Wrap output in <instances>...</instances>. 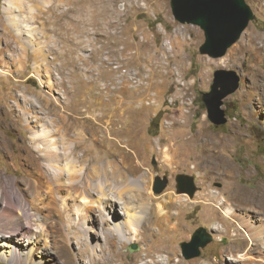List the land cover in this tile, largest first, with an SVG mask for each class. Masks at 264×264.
I'll return each instance as SVG.
<instances>
[{"label": "rangeland", "instance_id": "rangeland-1", "mask_svg": "<svg viewBox=\"0 0 264 264\" xmlns=\"http://www.w3.org/2000/svg\"><path fill=\"white\" fill-rule=\"evenodd\" d=\"M262 1L242 0L250 20L226 54L214 57L206 31L177 19L173 0H0L4 38L0 36V138H6L15 153L9 157L0 147V173L19 180L26 177L18 146L30 140V101L56 109V115L40 118L43 123L56 121L55 138L64 136L66 130L67 148L81 136L90 137L93 148L107 162L118 165L125 155L131 157L133 165L140 164L138 176L150 178L153 193L157 176L169 179L166 189L155 193L139 242L103 260L110 259V264L154 260L158 264H264V237L256 235L252 244L245 235L248 219L259 225L255 211H235L243 220L242 230L243 225L223 214L220 200L205 209L210 192L229 196L237 188L248 192L264 188V95L259 90L251 101L240 96V92L253 91L264 72V59L255 64L248 45L253 36L264 34ZM9 7L13 8L10 15ZM4 19L13 26L21 19L34 34L27 32V40L16 38V42L12 35H5ZM6 39H13L15 52L6 47ZM241 45L230 61L233 50ZM218 70L235 71L241 77L239 88L224 100L229 120L219 127L210 122L201 94L211 90ZM178 140L189 142L178 149ZM204 146L234 164L232 180L195 169ZM98 166L103 168V161ZM87 167L89 163H82L77 169ZM178 175L194 177L197 191L193 197L178 193ZM110 178L104 175L103 179L109 180V194L119 186ZM164 201L172 213L167 226L161 223L157 208ZM175 223L177 228L170 230ZM201 227L214 231V240L199 257L186 259L181 245L191 241ZM159 242L166 253L135 263L137 254ZM58 250L45 257V264H60V260L61 264H90L89 258L78 257L76 242ZM0 264L11 263L0 260Z\"/></svg>", "mask_w": 264, "mask_h": 264}, {"label": "bare ground", "instance_id": "bare-ground-1", "mask_svg": "<svg viewBox=\"0 0 264 264\" xmlns=\"http://www.w3.org/2000/svg\"><path fill=\"white\" fill-rule=\"evenodd\" d=\"M8 12L10 15L13 8L9 7ZM102 12L101 16L105 18L106 14ZM3 22L5 35L9 37L12 35L16 42L18 41L16 38L27 40L30 37V34H26L27 32L34 34L27 29L28 25L21 19L17 20L15 26L7 19ZM76 25L78 26V23ZM0 36L4 40L2 34ZM249 41L251 44L248 45L255 55V64L262 62L264 34L253 36ZM13 42V39H6L5 43L9 50L15 52ZM28 42L33 43L32 40ZM242 47L243 45L233 50L229 56L230 61ZM260 75L261 80L255 83L253 91L240 92L241 97L251 101L254 95H258L259 90L264 95V72ZM30 102L31 110L27 114V125L31 131L30 140L18 146L26 177L19 180L0 173V260L11 264H45V257L57 254L58 249L76 242L77 255L82 260L89 258L90 264H110V259H103H108L107 257L112 254L118 256L121 249L131 243L139 242L142 236L141 226L148 220L154 207L155 193L148 185L150 178L146 174L138 176L140 164L133 165L132 158L126 155L122 161H118V165L114 164L116 161L107 162L101 157L100 152L93 148V139L90 137L82 139L81 136L80 141L75 140L67 148L66 130L64 136L62 134L55 138L58 133L52 127L55 126L56 121L50 120L43 123L40 118V115H56L57 110L38 107L34 102ZM101 112L103 114V111ZM187 142L189 140L185 142L178 140V149ZM0 147L6 155L15 157L6 138H0ZM189 147L188 152L191 151V146ZM100 161L104 163L103 168L98 166ZM48 162L56 171L51 170ZM82 163H89L85 171L77 169V166ZM195 169L213 172L218 176H227L230 180L236 172L233 163L221 155L217 156L216 152L205 146L200 152ZM104 175L109 178L112 176V184L114 181L119 185L115 184L118 188H115L116 191L111 190V194L107 189L108 178L103 182ZM211 193L207 194L205 199L206 210L220 200L219 208L224 211L223 214L238 226L243 225V220L235 213L237 209L255 211L256 220L259 218L258 221H260L259 225L248 219L246 223L248 231L245 235L252 244L257 236L263 239L264 188L253 192L237 188L229 196H225L223 191ZM95 195L97 198H92ZM157 205L161 223L165 225L170 223L172 213L167 210L168 201ZM174 216L176 218V215ZM249 216L246 214L244 217ZM175 228H177L176 223L170 230L173 231ZM242 228L244 230V225ZM143 233L145 234V231ZM60 240H62L61 247ZM101 240L104 243H101ZM165 250L162 242H159L152 249L144 248V252L137 254L134 261L136 263L148 258L153 259L157 254L166 253ZM61 262L60 260V264ZM158 262L154 260L150 264H158Z\"/></svg>", "mask_w": 264, "mask_h": 264}, {"label": "water", "instance_id": "water-1", "mask_svg": "<svg viewBox=\"0 0 264 264\" xmlns=\"http://www.w3.org/2000/svg\"><path fill=\"white\" fill-rule=\"evenodd\" d=\"M173 9L180 21L203 27L210 43L211 55L214 57L226 54L229 46L237 41L250 20V11L242 0H173ZM240 78L235 71L218 70L214 74L211 90L201 92L208 118L217 127L227 124L229 120L223 108L224 100L239 88ZM176 181L178 193L194 196L197 191L194 177L178 175ZM168 183L167 177L157 176L154 192L161 194ZM213 234L214 231L210 232L203 227L197 229L191 241L181 245L185 258L199 257L201 250L214 240Z\"/></svg>", "mask_w": 264, "mask_h": 264}, {"label": "trees", "instance_id": "trees-1", "mask_svg": "<svg viewBox=\"0 0 264 264\" xmlns=\"http://www.w3.org/2000/svg\"><path fill=\"white\" fill-rule=\"evenodd\" d=\"M158 120V116L155 118V121H157ZM153 121H152V123H151V127H152V125H153ZM156 126H158V125H156Z\"/></svg>", "mask_w": 264, "mask_h": 264}]
</instances>
